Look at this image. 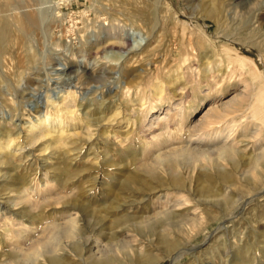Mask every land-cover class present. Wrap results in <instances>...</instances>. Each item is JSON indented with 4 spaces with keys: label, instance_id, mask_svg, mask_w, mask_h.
Segmentation results:
<instances>
[{
    "label": "bare ground",
    "instance_id": "6f19581e",
    "mask_svg": "<svg viewBox=\"0 0 264 264\" xmlns=\"http://www.w3.org/2000/svg\"><path fill=\"white\" fill-rule=\"evenodd\" d=\"M201 1L218 27L228 21V7L243 2ZM45 3L50 6L45 8ZM167 3L96 0L95 25L73 32L80 42L78 52L130 47L126 54L109 56L117 62V78L110 87L112 78L103 76L102 62L101 66L74 65L77 52L67 44L60 65L74 82L59 75L56 85L39 95L34 110L25 109L19 117L13 112H20L23 98L5 99L11 116L0 121V264H157L165 256L173 261L187 252L179 237L192 233L191 242L206 224L201 216L204 209L221 204L228 210L226 218H231V210L244 208L234 194L248 174L264 181V91L252 95L237 116L224 118L226 114L216 109L205 118L215 116L217 124L205 125L196 133L186 128L192 113L185 115L186 84L179 85V80L187 75L169 66L173 52L165 44L175 41L163 39L168 33L163 30L162 14ZM57 8L55 0L1 3L0 65L6 53L19 69L35 64L38 53L33 41L39 35L50 36ZM47 11L52 16L49 21ZM81 13L86 19L87 11ZM261 18L264 26V15ZM122 27L137 29L145 38L138 32L131 41L124 36L127 32L118 34ZM130 66L137 68L130 70ZM202 74L206 81L210 71L203 69ZM104 80V90L89 97L91 89L85 90L86 86ZM178 95L174 112L167 109L158 126L147 128L149 114L165 102L172 108L171 101ZM249 151L258 154L247 159ZM246 161H253V168L242 170ZM228 164L230 168L225 167ZM182 210L183 216L178 213ZM250 249L246 244L238 247L233 264H253L256 258ZM159 250L163 258L156 254Z\"/></svg>",
    "mask_w": 264,
    "mask_h": 264
},
{
    "label": "rangeland",
    "instance_id": "374dc122",
    "mask_svg": "<svg viewBox=\"0 0 264 264\" xmlns=\"http://www.w3.org/2000/svg\"><path fill=\"white\" fill-rule=\"evenodd\" d=\"M11 1L13 0H0V4ZM55 1L57 2V7L59 8V9L57 8L56 10L58 17L51 20L52 16L50 14V11L49 12L47 11L48 17L49 15L51 16L47 21L51 20L52 22L50 23L52 24L54 23L53 25L51 24L52 33H50L49 34L50 36L49 37L47 36V38L43 35H39V38L35 37L33 41V44L36 47L38 53L37 62L39 63L36 62L37 64L35 63L33 64L34 66L33 65L30 66L29 67L30 69L32 67L31 70L29 68L28 70L26 68L24 70V68L19 69L17 67L16 63L13 62L14 60L12 59V56H10L9 53H6L7 55L5 54L4 56L5 60H3L2 64L0 65L2 66L0 67L1 69L0 99L2 100V101L0 100V118L2 117L0 121H3L4 119H8L9 116H11V113L7 112L8 109L6 106L5 99H11L14 96H15L14 99L17 98L20 100L21 98H23L21 99L23 100V103L20 107V112L19 111L16 112L18 114L13 112V115H17L16 117H19L20 113H23L25 109L34 110L33 108L36 104V101H38L41 98V96L39 95H43V93L46 92L47 88H51V87L53 88V86L56 85L55 83L57 82L56 78H58L59 75H62L64 79H66L67 81L69 80V82L70 81L74 82V80L72 79L73 75L72 74L70 75L67 69L63 71L62 68L63 64L60 65L61 63H63L64 60L62 58L66 53L64 52L65 50L62 49H64L67 44L69 46L72 44L70 46V49L74 50L73 48L75 47L74 51L77 52L75 56L76 59H74V63H75L74 65L77 64L84 65V63H87L91 67L92 64L100 65L102 62L103 64V65L101 64L103 68L102 72L103 74H105L103 76L107 77L108 79L112 78L109 79V81L111 80L109 82V87L110 84L113 83V81L115 80V76L117 78L116 75L117 71L115 70L116 68L114 67L115 65H117V62L109 60V56L117 52L127 53L130 47L122 48V50L120 49L121 51H118L119 48L117 47L114 48L111 47V49H109V47L108 48L105 47L99 50L98 53L94 52L88 54L87 52H78V47L80 45L78 35H73L74 34L73 32H75L79 28H87V29L89 28L88 30H91V27L95 25L93 21L95 17L94 6L96 4V0H55ZM167 2L168 3L164 5L165 9L163 8L164 9L163 12L166 11V13L162 12V14H163V22L165 23V25L163 26L164 27L166 26L165 28L163 27L164 28L163 30L165 33L167 32L168 33L165 34L166 36L163 39H166V37H168L171 39L172 42L175 41L170 46L168 44H165L166 48L168 46L169 48L172 49L173 52V57L170 60L169 66L178 72L184 71L187 75L184 81L182 79L179 80L182 82L179 85H182L184 83L186 84L184 91L186 92L184 94L187 95V99H186L187 101L185 103V115H188V113L190 115L192 113L189 116L190 118L185 123V126L186 128L192 129L193 130V132L191 131L192 133H196L200 129L204 128L205 125L207 126L211 123L217 124V122L219 121L217 117L213 116L210 117V119L205 118L211 113H213V110L216 109L221 110L222 114H226L224 118L229 119L231 118L230 117L231 115H233V117L239 115L238 112H240V108L244 107L245 104L249 102L252 95L258 93L260 90L264 91V51L262 50V48H264V44H263L264 26L262 25V18H261V16L264 15L262 14V11L264 12V0H243L242 4H238V5H234L236 3L235 2L234 4L229 6L230 8L228 7V11H227L229 15L228 21H226L222 26L219 27L215 25V23L211 18H209V16H207L203 7V2L201 0H169V1L167 0ZM46 4L48 3H45V5H43L45 8L47 6ZM198 8L201 10H199ZM83 10L87 11L86 19L82 18L81 12H83ZM202 10L204 11V13ZM89 17H91V19H89ZM171 17H173V19ZM87 18L89 19V23ZM236 24L238 25L237 27ZM120 30L121 28L118 30V34L123 35L124 33L127 32V34H124V36H129L131 41L133 40L135 34H138V32L142 33L143 38H145L143 32H140L137 29H135L136 31H134L131 27H127V28L122 27L121 32ZM123 31L125 32L123 33ZM133 32L134 34H132ZM91 39L93 41L95 37L91 36ZM199 40L202 42H200ZM183 42L186 48L184 47ZM190 42L192 43L193 47ZM198 43H203L204 47L201 44H199L200 45L199 46ZM195 45H197V47ZM223 47L225 48L228 47L229 50L227 48L228 50L227 51ZM182 48L183 50H181ZM160 54L162 55L163 52L161 51L159 53V55L157 56V60L161 59ZM207 54L209 55V57ZM206 62L207 64H205ZM208 62L210 65H208ZM206 65L207 67L205 68ZM3 68L5 70L7 69L8 71H5ZM136 68L137 67H132V66L129 67L130 70ZM203 69L210 71V74H208V80H206L208 82L204 81L202 74ZM24 71L27 72L25 73ZM23 76L25 77V79ZM30 79L32 80V82ZM1 80L3 81L5 80V81L3 82ZM105 81L106 80H104L103 82L102 81L92 82L90 85H87L85 90L91 89L90 90L91 94H89V97L97 94L98 93L97 91L101 92L102 90H104V88L107 86V83ZM60 85H62V83ZM114 91H116V89H114ZM166 91H173V90L172 88H166ZM51 94L54 95L53 93ZM9 96L11 98H9ZM124 96L126 97V95H123V97ZM180 96L181 95H178L176 98L174 97L172 99L171 103L174 104L172 108H169L167 106L168 102H165L163 105H161L162 106L161 108L160 106H158L157 109L153 110L152 113H150L148 118L146 119L145 122L146 127L148 128L151 125L158 126L159 123L158 121L160 120L159 118L161 116L163 117L164 114H166L167 109H170V112L173 113L176 104L179 103L178 98ZM239 104L241 106H239ZM194 109L195 111H193ZM210 109L212 110V112ZM253 141L254 140H252L251 143L252 145H255L253 144L254 143ZM256 154L251 153L249 151L246 153V158L247 159L251 158V156L252 157L256 156ZM247 162L248 161L243 162V164L241 165L242 170L253 168L254 166L253 161L250 162L249 164ZM225 167L230 168V164H228ZM261 172H264V168L262 169ZM250 175L251 174H248L249 177L246 179V181L241 183L240 188L243 189L239 188L238 192L234 194L235 198L238 199L239 204H242L243 205L242 207L244 208H242L240 211L238 210V212H237V208L231 210L232 212L231 218H226V213L228 212V210L226 211L225 206L221 204L218 205L219 207L210 206L207 209L203 208L204 213L202 212L201 216L203 217V221L206 224H204L203 228L200 229V231L196 234L195 238L191 242L188 241L192 233H186L179 237L181 242L182 243L184 242L183 246L187 249V252L182 253L180 256L176 257L173 261H171L169 257L165 256L161 250L156 251L158 252L156 254L160 255L162 258L165 256L157 264H202V263L227 264L225 262L227 260H229L228 264H233L232 258H234L236 249L245 244L247 245V247L251 246L249 253H252L251 256L256 258L253 264L255 263L264 264V252H263L264 238L261 236L264 234V221H263L264 220V181L262 178H256V176L254 175L250 176ZM215 179L216 178H214L213 180ZM206 212L209 213L207 214ZM178 213L181 214L182 216L186 214L184 210L179 211ZM221 225H223L222 228H220ZM198 229H199L198 227L194 228V234L195 231H198ZM241 234L246 239H244V237H241ZM235 235L238 237H236ZM257 235L258 237H256ZM240 239L241 241H239ZM225 243H227L228 245L227 244L225 245ZM231 248L233 250H231Z\"/></svg>",
    "mask_w": 264,
    "mask_h": 264
}]
</instances>
